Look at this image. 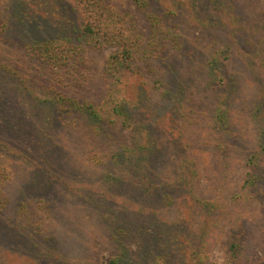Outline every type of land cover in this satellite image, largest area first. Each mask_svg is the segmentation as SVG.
Wrapping results in <instances>:
<instances>
[{"label": "trees", "instance_id": "1", "mask_svg": "<svg viewBox=\"0 0 264 264\" xmlns=\"http://www.w3.org/2000/svg\"><path fill=\"white\" fill-rule=\"evenodd\" d=\"M65 1L77 14L84 38L114 47L106 65L110 82L107 96L100 103L60 94L43 99L0 62V213L7 204L8 169L3 160L17 152L16 143L37 141L33 146L38 145L37 149L22 148V152L38 168L40 186L49 185L58 175L48 152L49 144L57 138L58 123L61 125L69 117L81 119L101 137L112 139L109 126L121 123L134 131L131 141L120 142L105 154L108 166L103 180L109 184L103 187L102 198L93 196L89 201L98 202L111 238L120 247V254L108 264H211L210 241L218 226L221 229L226 224V218L232 225L224 242L225 264H264V83L257 78L259 94L251 112L255 128L250 129L241 125L240 110L235 107V99L241 95L242 70L227 76L224 58L229 57L223 56L241 41L243 34L249 50L237 49L236 63L246 69V76L262 75L264 79V24L259 27L246 22V29L230 0H133L148 19L150 30L146 35L132 14L117 10L107 0ZM209 7L225 17L215 20L208 12L201 19V10ZM181 11L187 12L188 20L214 28L213 43H221L205 48L203 63L197 57L198 49L187 48L176 25L167 22ZM24 42L39 60L56 67L71 63L81 46L69 37L27 38ZM172 42L175 49H169ZM177 48L183 50L184 57L203 64L208 82L222 91L211 128L205 130V126L197 124L203 136L200 149L212 154L225 176L230 162L225 146L230 142L220 136L234 137L236 145L241 143L249 168L243 181L244 193L260 203L258 219L235 214L226 201L203 199L195 190L200 161L192 150L195 124L191 116L195 107L189 97V79L183 77L181 65L167 60L179 57L174 54ZM158 67L165 71L157 75ZM7 103L8 109L2 111ZM214 138L215 143H211ZM119 195L120 201L116 198ZM198 216L200 222L194 227ZM14 227L20 235L27 232L23 224ZM33 237L31 233L29 239L15 238L12 244L36 251L38 258L54 256L48 264H76L64 252H56L54 238L50 241ZM257 245L261 255L252 263Z\"/></svg>", "mask_w": 264, "mask_h": 264}, {"label": "rangeland", "instance_id": "2", "mask_svg": "<svg viewBox=\"0 0 264 264\" xmlns=\"http://www.w3.org/2000/svg\"><path fill=\"white\" fill-rule=\"evenodd\" d=\"M107 1L117 10L132 14L140 30L146 35L149 33L150 25L145 11L133 0ZM230 2L242 17L246 29L251 23H257L259 27L264 24V0ZM154 9L157 10L156 5ZM201 12L198 15L201 19L207 17L208 12L212 13L215 20L225 17L213 11L212 7L208 10L203 8ZM187 15L186 11H181L180 15L169 18L167 22L171 26L176 25L187 48L193 46V49H198L197 57L203 63L205 48L208 45L217 47L221 43H213L214 28L190 21ZM82 34L77 14L65 0H0V62L11 73L17 74L19 80H24L26 85L35 89L33 92L43 99L60 94L79 101L100 103L106 98L110 84L106 65L114 47L100 45L97 39L84 38ZM54 37H69L82 46L71 63L61 67L48 65L34 56L24 42L27 38L43 40ZM244 39L245 36L240 35L241 41L230 48V52H224L223 56L229 57L224 58L227 76L242 70L239 81L241 95L235 99V107L237 111L240 110L238 119L241 125L253 129L255 123L251 112L259 94L260 82L263 84L264 79L262 75L246 76V69L236 63V50H249ZM169 45V49L176 48L173 42ZM178 49L174 54L179 57L172 56L167 60L181 65L183 77L189 79V97L195 107L191 116L195 124L192 150L200 161V177L195 190L203 199L226 201L228 209L235 214L242 213L258 219L261 215L260 203L244 193L243 181L249 168L245 163L247 153L241 150V143L236 145L234 137L220 136L230 142L225 146L230 158L225 176L219 164H215L212 154L200 149L203 136L197 124L205 126V130L211 128V118L222 91L216 84L208 82L202 63L200 65L195 62L196 59L184 57L183 50ZM161 71L165 70L158 67L155 73L158 75ZM150 75L154 76V73ZM8 106L9 103L1 110L8 109ZM109 128L114 139L101 137L85 126L81 119L69 117L61 125L58 123L57 138L48 148L58 175L50 180L49 185L45 183L40 186L42 177H39L38 168L34 166L33 160H26L28 158L22 152V148L27 151L34 149L37 141L27 139L23 145L15 144L17 152L3 160L8 177L5 186L7 204L0 213V264H48L53 261L54 256L38 258L36 251L12 244L15 238L29 239L31 233L35 235L33 238L39 240L52 241L54 238L56 252H64L76 264H108L114 255L120 254L119 245L111 238L105 218L99 213L98 202L90 204L92 197H101L103 187L109 184L103 180L108 166L105 154H110L120 142L130 143L134 132L121 123L118 126L110 125ZM213 132L214 129L209 135L212 136ZM211 143H215V138ZM37 178L38 181H35ZM116 198L120 201V195ZM225 221L226 224L221 229V225L218 226L210 241L211 264H225L224 242L232 225L228 218ZM199 222L200 216L194 227ZM17 224L26 227L25 235L14 230ZM132 248H135V244H132ZM260 255V246L257 245L251 262H256Z\"/></svg>", "mask_w": 264, "mask_h": 264}]
</instances>
